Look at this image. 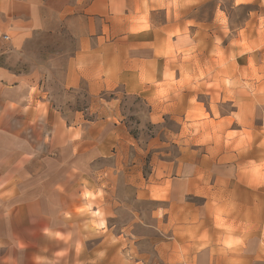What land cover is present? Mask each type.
Instances as JSON below:
<instances>
[{
  "label": "crops",
  "instance_id": "crops-1",
  "mask_svg": "<svg viewBox=\"0 0 264 264\" xmlns=\"http://www.w3.org/2000/svg\"><path fill=\"white\" fill-rule=\"evenodd\" d=\"M232 2L0 0V264H264V112L197 100L264 38V0ZM118 93L180 124L172 162L145 174Z\"/></svg>",
  "mask_w": 264,
  "mask_h": 264
},
{
  "label": "rangeland",
  "instance_id": "rangeland-1",
  "mask_svg": "<svg viewBox=\"0 0 264 264\" xmlns=\"http://www.w3.org/2000/svg\"><path fill=\"white\" fill-rule=\"evenodd\" d=\"M222 1L224 4L223 6L227 7L228 18L239 22L242 18L246 19L249 15V7L236 10L233 9L232 0ZM260 5L262 11L261 16L264 18V2H260ZM212 6H207L205 9L206 15L211 13ZM261 31L264 33V27H261ZM228 44L235 48L234 43L229 42ZM243 44L245 46L243 50H240L242 52L240 58L236 59L232 55L227 58V66L229 69L227 79L219 78V74H212L211 84L204 86V83H201L204 89H197V100L204 102L210 99L209 94L204 92L205 89L211 90V101L214 111V105L218 106L220 101H226L223 102L222 105L220 104L223 116L237 114V119H239V117L243 115L242 122H238L239 125L249 124V119L247 117L261 115L264 112V38L255 43ZM43 49H46V47L43 46L41 49L39 48L33 51L30 61L19 63V69L26 71L32 69L34 63L40 62V64H42L44 61H47V59H44L45 54L42 53ZM232 52L235 54V51ZM43 59L44 61H42ZM203 62L204 59H197L196 66H203ZM213 70L214 67H212V71ZM59 78L60 74L55 73L54 76L52 75L51 80H49L52 87L55 86L54 90L56 91H58L56 86ZM200 79H202L201 75ZM78 95L83 97L85 101H77V108H80L81 105L87 106L90 101H86L85 93L80 92ZM63 96L70 97L69 94ZM106 97L107 96H105V98ZM117 97H119L123 106L125 122L131 126L132 133H135L137 136L134 139L135 144L142 150L144 148L146 149V147L154 148L158 146V148L150 150L149 154L144 158L145 174L149 173L150 164L152 162H172L178 156L179 145L181 146L183 144L182 142L185 141V139L178 140L173 137V134L177 133L180 124L167 117L164 119L163 123L158 126H151L144 119L143 113L145 112V107L139 103L137 99L123 96L120 93L117 94ZM67 103H69V110L75 107V105L72 104L74 101H67ZM140 112L142 115H139ZM196 117L198 119L206 118V120L208 118L204 112H200ZM207 126L214 129L212 122H208ZM199 128L200 125H196L195 131ZM215 128L218 127L215 126ZM233 128H240V126L232 127V129ZM157 135H159V137L156 139L155 136ZM232 135V133L229 134L227 139L232 138ZM197 142H202V139ZM154 152L157 154H153Z\"/></svg>",
  "mask_w": 264,
  "mask_h": 264
},
{
  "label": "built area",
  "instance_id": "built-area-1",
  "mask_svg": "<svg viewBox=\"0 0 264 264\" xmlns=\"http://www.w3.org/2000/svg\"><path fill=\"white\" fill-rule=\"evenodd\" d=\"M4 38H6V37H4Z\"/></svg>",
  "mask_w": 264,
  "mask_h": 264
}]
</instances>
